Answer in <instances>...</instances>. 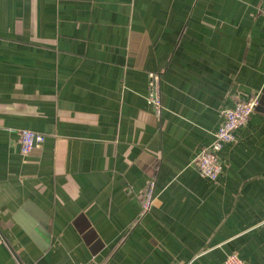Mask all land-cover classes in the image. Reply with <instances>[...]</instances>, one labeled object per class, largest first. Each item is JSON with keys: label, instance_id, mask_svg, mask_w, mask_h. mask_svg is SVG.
I'll list each match as a JSON object with an SVG mask.
<instances>
[{"label": "crops", "instance_id": "1", "mask_svg": "<svg viewBox=\"0 0 264 264\" xmlns=\"http://www.w3.org/2000/svg\"><path fill=\"white\" fill-rule=\"evenodd\" d=\"M251 95L222 172L201 176L220 110ZM21 129L44 136L26 155ZM230 253L264 264V0H0V264Z\"/></svg>", "mask_w": 264, "mask_h": 264}, {"label": "built area", "instance_id": "2", "mask_svg": "<svg viewBox=\"0 0 264 264\" xmlns=\"http://www.w3.org/2000/svg\"><path fill=\"white\" fill-rule=\"evenodd\" d=\"M148 86L147 101L153 116L158 119L163 107L161 101V78L157 72L148 74ZM258 103V96L251 95L238 100L230 108L220 110L222 122L214 134L213 141L202 146L194 158V165L201 176L211 180L217 179L223 168V162L219 157L220 150L225 144L235 140V131L254 113ZM19 134L20 152L23 155L28 154L34 146L40 145L44 140L43 134L29 129H21ZM154 185V180H150L147 189L142 194L139 216L148 212L157 202ZM224 264L246 263L236 253H230L225 257Z\"/></svg>", "mask_w": 264, "mask_h": 264}, {"label": "water", "instance_id": "3", "mask_svg": "<svg viewBox=\"0 0 264 264\" xmlns=\"http://www.w3.org/2000/svg\"><path fill=\"white\" fill-rule=\"evenodd\" d=\"M81 219L78 217V220ZM95 232L93 230H91L90 232H87L86 236H88L89 238L95 236ZM84 237H85V234H84ZM92 249H95V247H93Z\"/></svg>", "mask_w": 264, "mask_h": 264}]
</instances>
